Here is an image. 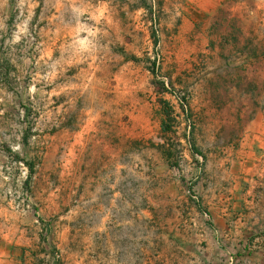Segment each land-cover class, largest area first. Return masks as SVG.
Returning <instances> with one entry per match:
<instances>
[{
    "label": "rangeland",
    "instance_id": "obj_1",
    "mask_svg": "<svg viewBox=\"0 0 264 264\" xmlns=\"http://www.w3.org/2000/svg\"><path fill=\"white\" fill-rule=\"evenodd\" d=\"M0 264H264V0H0Z\"/></svg>",
    "mask_w": 264,
    "mask_h": 264
},
{
    "label": "trees",
    "instance_id": "obj_2",
    "mask_svg": "<svg viewBox=\"0 0 264 264\" xmlns=\"http://www.w3.org/2000/svg\"><path fill=\"white\" fill-rule=\"evenodd\" d=\"M195 152H197L198 153V151H195ZM200 154V153H199Z\"/></svg>",
    "mask_w": 264,
    "mask_h": 264
}]
</instances>
